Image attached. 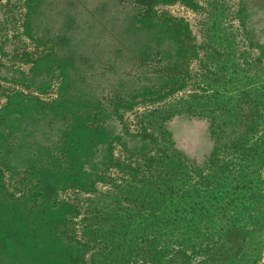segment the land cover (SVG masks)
Returning <instances> with one entry per match:
<instances>
[{"label": "rangeland", "instance_id": "rangeland-1", "mask_svg": "<svg viewBox=\"0 0 264 264\" xmlns=\"http://www.w3.org/2000/svg\"><path fill=\"white\" fill-rule=\"evenodd\" d=\"M24 1L0 5L7 10V3L21 7ZM53 2L74 16L68 47L81 88L93 92L91 102L85 100L92 114H78L89 106L55 114L51 91L42 96L19 80L0 81V264H93L96 246L82 236L80 200L135 173L137 163H151L155 152L180 153L195 168L224 162L234 178L233 162L252 153L249 144L233 150L212 134L206 117L161 119L159 132L150 128V111L205 82L200 77L212 68L215 42L230 43L254 68L264 66V0ZM14 19L0 22V64H7V34L20 35L22 21ZM13 46L12 56L25 51L30 62L39 54L32 42L21 51ZM12 61L17 65L18 57ZM74 95L83 101L81 91ZM142 131L148 135L130 133ZM125 134L146 135L148 145L145 136L121 143ZM241 171L238 183L227 184L231 194L172 264H264V149ZM241 180L250 181L249 188H240Z\"/></svg>", "mask_w": 264, "mask_h": 264}, {"label": "trees", "instance_id": "trees-1", "mask_svg": "<svg viewBox=\"0 0 264 264\" xmlns=\"http://www.w3.org/2000/svg\"><path fill=\"white\" fill-rule=\"evenodd\" d=\"M215 44L209 56L212 68L201 73L205 82L150 111V128L161 132V119L180 114L206 117L212 134L233 150L239 143L249 144L252 153L243 152L233 162L239 169L234 178L224 162L211 159L195 168L180 153L155 152L151 163H137L135 173L83 197L82 236L96 246L93 264H172L231 194L227 184L238 183L241 170L264 149V66L254 68L246 55L234 54L230 43ZM217 151L215 146L213 153ZM240 183L249 188L251 182ZM231 189L235 192L237 186Z\"/></svg>", "mask_w": 264, "mask_h": 264}, {"label": "crops", "instance_id": "crops-1", "mask_svg": "<svg viewBox=\"0 0 264 264\" xmlns=\"http://www.w3.org/2000/svg\"><path fill=\"white\" fill-rule=\"evenodd\" d=\"M24 2L21 7L17 5L12 7L11 4L7 3V10L0 5V22L15 21L14 18L18 16L22 21L19 36L12 39V35L7 34V37H5L7 38V64H0V81L11 83L19 80L20 84L24 85L26 89L36 90L42 96L51 91V108H56L52 110L55 114L59 112L65 115L69 111L77 114L78 111L75 106H82L83 108L89 106V109H82L78 114L91 115L92 107L85 100L91 102L93 92H91L89 86L81 88L83 83L78 82L75 76L78 72H75L76 62L70 47H68L72 38H74L72 35L74 32V16L69 14V6L64 9L59 3H54L53 0H25ZM20 8L24 12L18 14L17 11ZM10 9L11 11H9ZM14 11L15 13H13ZM8 32H11V30L8 29ZM31 42L39 49V54L34 58V61H29L30 56L25 51H22L20 55L15 54L12 56L15 50L13 44H18L17 47L21 51L25 44ZM100 55L102 56V54ZM100 55L98 56L99 61L102 62L101 60L104 59ZM16 57H18L19 62L17 65H13L12 59ZM79 73L82 72L79 71ZM75 91H81L82 96L78 99H83L82 102L75 101ZM47 110L45 109L42 112H47ZM100 113L107 117L106 111ZM110 116L115 117L116 120L114 114ZM141 136L143 135L125 134L122 136L121 143L127 142L128 138L136 139ZM144 136L147 140L146 145H148L149 139L146 135ZM144 148L147 149L148 146L137 150L140 151Z\"/></svg>", "mask_w": 264, "mask_h": 264}]
</instances>
